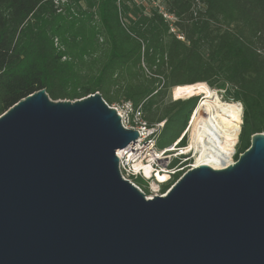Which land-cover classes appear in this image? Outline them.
<instances>
[{
    "label": "water",
    "instance_id": "95a60500",
    "mask_svg": "<svg viewBox=\"0 0 264 264\" xmlns=\"http://www.w3.org/2000/svg\"><path fill=\"white\" fill-rule=\"evenodd\" d=\"M137 136L97 91L53 100L41 88L7 108L0 264H264V132L151 197L119 173L115 152Z\"/></svg>",
    "mask_w": 264,
    "mask_h": 264
},
{
    "label": "trees",
    "instance_id": "16d2710c",
    "mask_svg": "<svg viewBox=\"0 0 264 264\" xmlns=\"http://www.w3.org/2000/svg\"><path fill=\"white\" fill-rule=\"evenodd\" d=\"M77 1L78 16L57 13L52 0H0V115L41 88L53 100L97 91L108 104H141L149 123L164 121L158 149L184 146L199 95L171 100L169 90L221 81L242 104L234 160L264 132V0H166L184 40L156 13L123 6L121 17L116 0H84L96 7V28ZM100 36L103 52L83 61Z\"/></svg>",
    "mask_w": 264,
    "mask_h": 264
},
{
    "label": "built area",
    "instance_id": "2783aa9c",
    "mask_svg": "<svg viewBox=\"0 0 264 264\" xmlns=\"http://www.w3.org/2000/svg\"><path fill=\"white\" fill-rule=\"evenodd\" d=\"M53 1L56 2L58 11L62 10V4L66 2V0ZM124 1H133L136 3L140 1L139 3L141 4L147 2L152 6L153 11H143L142 13L147 16L153 13L158 14L168 24L169 31L173 32L177 38L184 40L182 33L175 26L177 17L168 11L166 0ZM116 3L120 12L122 0H116ZM108 106L116 110V113L120 117L121 125L125 129H132L138 133V136L133 142L128 143L115 152L118 157L120 176L144 192L146 197L165 195L184 172L195 166L194 160H192L193 150L186 151L187 146L179 145V140L168 147L158 149L156 139L163 127L164 121L149 123L144 118L141 104L135 106L130 100L122 99L108 104ZM175 159H177V162L172 165ZM176 173H180V175L175 179L174 176ZM157 174L166 175L167 178L165 180H159ZM145 192L148 193V196Z\"/></svg>",
    "mask_w": 264,
    "mask_h": 264
},
{
    "label": "bare ground",
    "instance_id": "6f19581e",
    "mask_svg": "<svg viewBox=\"0 0 264 264\" xmlns=\"http://www.w3.org/2000/svg\"><path fill=\"white\" fill-rule=\"evenodd\" d=\"M172 94L176 98L201 96L187 127L190 141L186 151H194V165L218 169L232 163L241 122L240 102L222 100L218 91L204 82L173 87ZM157 178L165 180L167 176L157 174Z\"/></svg>",
    "mask_w": 264,
    "mask_h": 264
},
{
    "label": "rangeland",
    "instance_id": "374dc122",
    "mask_svg": "<svg viewBox=\"0 0 264 264\" xmlns=\"http://www.w3.org/2000/svg\"><path fill=\"white\" fill-rule=\"evenodd\" d=\"M53 4H54V7H56V2L53 1ZM140 1H138L137 3L136 2H133V1H124L122 0V3H121V10H120V13H121V16L122 17H125V11L123 10V7L122 6H126L128 7L129 9H133L134 7L138 8L141 12H151L153 11V8L150 4H148L147 2L145 4H141L139 3ZM162 2V1H161ZM77 6H79V8L84 11L88 14H92V17H91V20H90V23L92 24V26H95L96 28L98 27V15L96 13V7H93L91 9H89L88 7H86V4H85V1L84 0H78L77 1ZM57 8V7H56ZM57 13H62L63 15H65L66 13H70L72 15H76L78 16L79 13H78V10H77V7H76V3L74 2V0H66L65 3L62 4V10L61 11H58L59 9L57 8L56 9ZM81 15V14H80ZM99 42L100 44L98 45V48H97V51L96 52H93V53H85L81 56V50L80 51H77L75 52V59L79 58L80 56L82 57V60L83 61H89L92 57H98L101 52H103V48H104V45L101 43L102 42V36H100L99 38ZM59 46V45H58ZM62 47V46H61ZM207 84V83H206ZM221 81H218L215 85H208L210 88H215L217 91H218V94L220 95V98L222 100H226L228 102H239L235 96V92L233 90V88L230 86V85H224V86H221ZM167 98H170L171 100H174V99H177L176 97L173 96L172 94V89L169 90V93H168V96ZM187 98V97H185ZM181 99H184V98H181ZM201 100V96L199 95V101ZM116 102V101H114ZM113 103V102H112ZM110 103V104H112ZM199 103V102H198ZM241 104V103H240ZM198 105V104H197ZM197 107V106H196ZM196 109V108H195ZM194 109V110H195ZM194 110L192 113H194ZM192 115V114H191ZM241 115H242V104H241ZM190 119H191V116H190ZM190 119L188 121V124L186 126V129H185V132H186V143L185 145L188 146L189 145V141H190V132L187 131V127L189 125V122H190ZM241 124V123H240ZM240 126V125H239ZM238 133H239V127H238ZM238 140V138H237ZM237 143V142H236ZM192 150V149H191ZM235 152H236V144L233 148V155L231 156L230 158V162H233L234 161V155H235ZM193 158L192 160L195 161V155H194V151H193ZM229 163V162H227ZM147 196H148V193H147Z\"/></svg>",
    "mask_w": 264,
    "mask_h": 264
}]
</instances>
